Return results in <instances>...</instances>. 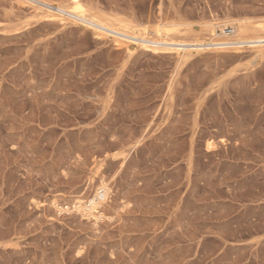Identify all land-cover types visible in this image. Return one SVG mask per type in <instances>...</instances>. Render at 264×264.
Returning <instances> with one entry per match:
<instances>
[{
	"label": "rangeland",
	"instance_id": "1",
	"mask_svg": "<svg viewBox=\"0 0 264 264\" xmlns=\"http://www.w3.org/2000/svg\"><path fill=\"white\" fill-rule=\"evenodd\" d=\"M82 2L191 53L0 0V264H264V52L190 46L264 0Z\"/></svg>",
	"mask_w": 264,
	"mask_h": 264
},
{
	"label": "bare ground",
	"instance_id": "2",
	"mask_svg": "<svg viewBox=\"0 0 264 264\" xmlns=\"http://www.w3.org/2000/svg\"><path fill=\"white\" fill-rule=\"evenodd\" d=\"M67 6H55V12L49 16L59 22L65 20L72 21L82 27L91 28L94 35L98 37H105L110 39L113 43L119 46L125 47L127 51H131L132 46H140L144 49L157 51V50H175L179 58L185 59L191 52L168 49L161 46H185L182 43L172 41L161 37L159 39L144 38L137 35V32L133 31L131 24H126L123 21L114 17H103L97 12H93L82 0H66ZM70 16L71 18H66ZM238 16V15H237ZM71 19V20H70ZM184 24H178L172 29L163 30L166 32H172L173 35H180L181 33H190L191 29L185 28ZM178 28V29H177ZM229 31V32H228ZM201 40L192 41L191 47L195 48V51H204L210 47L214 49H241V45L250 44L249 48L252 52H264V25L254 24L248 18L238 16L231 17L230 15L224 16L223 19H214L210 23L203 26L201 32ZM212 146V145H211ZM209 145V147H211ZM208 147V146H207ZM107 187L100 186L96 194L80 209L89 212L91 215L95 212L102 200L107 196Z\"/></svg>",
	"mask_w": 264,
	"mask_h": 264
},
{
	"label": "built area",
	"instance_id": "3",
	"mask_svg": "<svg viewBox=\"0 0 264 264\" xmlns=\"http://www.w3.org/2000/svg\"><path fill=\"white\" fill-rule=\"evenodd\" d=\"M229 32V31H228Z\"/></svg>",
	"mask_w": 264,
	"mask_h": 264
}]
</instances>
